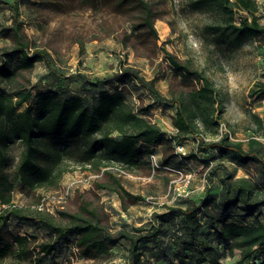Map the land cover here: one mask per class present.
<instances>
[{
    "label": "rangeland",
    "instance_id": "rangeland-1",
    "mask_svg": "<svg viewBox=\"0 0 264 264\" xmlns=\"http://www.w3.org/2000/svg\"><path fill=\"white\" fill-rule=\"evenodd\" d=\"M145 1L154 14V29L142 25L139 11L130 5L117 6L114 0H0V61L7 57L13 65L20 61L8 55L13 41L6 32L15 22L28 39L30 51L44 50L48 54L47 61L38 60L31 67L20 69L13 86L25 85L33 92L54 86L60 89V97L80 95L86 104L91 103L93 87L98 91L120 93L136 112L156 122L170 139V142L155 145L139 143L144 150L139 162L131 168L113 162L107 167L111 176L103 169L96 172L68 158L66 170L50 186L31 189L15 182L10 193L11 203L38 206L58 216L59 210L77 211L81 201L86 199L104 209L105 224L113 234L121 228L131 230L144 223L147 229L160 230L157 238L140 243V264H210L207 254L189 249L181 217L172 208L206 200L215 220L228 218L251 224L264 221V206L244 216L240 207L223 211L218 203L220 178L226 170L234 178L249 177L263 189L264 179L254 162L239 164L231 152L222 148L199 151L191 135L176 137L172 122L176 105L159 103L145 80H152L154 88L167 97L188 94L196 86L195 79L176 71L168 55L203 70L218 90L223 108L217 130L206 129L205 141L212 142L227 134L231 139L242 140L244 146L251 136L264 142V94L250 95L256 83L264 85V34L237 39L228 33L214 32L211 25L225 22L214 3ZM254 2L255 14L264 25V0ZM243 15L248 14L234 8L237 22ZM128 72L135 77L131 79ZM143 107L147 111H143ZM112 137L119 139L120 135L113 133ZM179 144L184 146L185 153L176 150ZM22 151L23 144L18 140L8 147L6 171L9 174L13 173ZM151 154L157 156L159 168L152 167ZM165 166L191 173L187 196L172 200L166 197L170 180H179V176ZM112 177L118 178L124 190L140 199L125 195L123 201ZM4 207L6 204L0 201V211ZM196 221L200 234L218 246V264H253L250 259L240 262L239 250L229 252V245L217 239L205 208L197 212ZM0 229L5 237L0 241V248L11 235L27 236L32 243L49 241L54 245L51 253H34L30 257L0 250V264L88 262L78 256L73 235L57 238L41 224L11 215H6ZM129 261V241L121 239L100 264H127Z\"/></svg>",
    "mask_w": 264,
    "mask_h": 264
},
{
    "label": "trees",
    "instance_id": "trees-1",
    "mask_svg": "<svg viewBox=\"0 0 264 264\" xmlns=\"http://www.w3.org/2000/svg\"><path fill=\"white\" fill-rule=\"evenodd\" d=\"M114 1L117 6L130 5L139 11L142 25L154 29V14L147 1ZM196 1L198 5L214 3L219 7L225 22L222 25H211L214 32L228 33L237 39L264 34V25L255 14L257 7L254 0ZM234 8L243 10L248 15L240 16L237 22ZM6 34L13 41L8 55L12 54L20 61L17 65H13L8 57L0 61V201L6 204L0 211V223L6 215H11L41 224L57 238L73 235L78 256L88 260L86 264H100L108 257L110 248L119 240L125 239L129 241L130 250V261L127 264H140L142 253L139 245L143 241L157 238L160 234L158 228L147 229V224L144 223L133 226L131 230L121 228L113 234L105 224L107 216L104 209L93 206L89 200L83 199L77 211L68 213L59 210L58 216H55L38 206L14 205L11 203L10 193L15 182L31 189L54 184L66 170L68 158L88 165L96 172L103 169L108 173L107 167L113 162L131 168L144 154L139 143L155 145L170 142V139L165 137L156 122L151 121L144 113L136 112L120 93L98 91L93 87L91 103L86 104L80 95L60 97V89L54 86L34 92L25 85L13 86L20 69L31 67L38 60L47 61L48 54L44 50H29V41L17 22ZM80 48L83 49L82 44ZM168 60L176 71L189 75L196 81V86L188 94L178 93L167 97L154 88L152 80H145L159 103L176 105L172 120L176 137L193 136L194 141H198L199 151L222 148L231 152L239 164L254 162L264 179V142L251 136L246 139L244 146L242 140L231 139L227 134L206 142L205 130L212 128L216 131L222 116V101L218 90L203 70L183 63L172 55H168ZM127 75L131 79L135 77L131 72ZM263 94L264 85L261 82L250 90L253 97ZM142 110L147 111V108L143 107ZM113 133H118L120 138L112 137ZM16 140L22 142L23 151L13 173L9 174L6 171L7 150ZM112 178L123 201L125 195L140 199L124 190L118 178ZM220 184L218 203L221 210L227 211L236 206L240 207L244 216H248L264 206V189L249 177L234 178L226 170L220 178ZM201 208L208 212L217 239L229 245V252L239 250L240 262L250 259L253 264H264V221L257 220L251 224L228 218L215 220L206 200L184 208H172L181 217L191 251L207 254L210 264L219 263L218 246L199 232L196 220ZM4 238L0 229V241ZM53 249L52 242L32 243L27 236L22 235H11V239L0 248L3 253L15 251L24 257H30L34 253H51Z\"/></svg>",
    "mask_w": 264,
    "mask_h": 264
},
{
    "label": "built area",
    "instance_id": "built-area-1",
    "mask_svg": "<svg viewBox=\"0 0 264 264\" xmlns=\"http://www.w3.org/2000/svg\"><path fill=\"white\" fill-rule=\"evenodd\" d=\"M197 139L195 140L196 148H197ZM176 150L179 153H185L184 146L179 144L176 145ZM151 164L152 167L159 168L161 164L157 160V156L155 154H151ZM167 170L171 171L172 174L179 176V180L172 179L170 180V185L168 192L166 193V197H170V200H172L175 197L178 196H187L189 194V184L191 181V173L183 171L181 169L171 168L169 166H165ZM256 261V260H255Z\"/></svg>",
    "mask_w": 264,
    "mask_h": 264
}]
</instances>
